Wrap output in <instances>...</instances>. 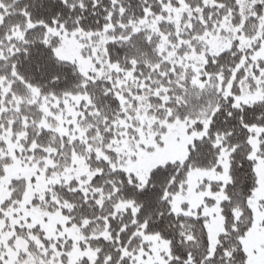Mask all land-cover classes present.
I'll return each mask as SVG.
<instances>
[{"label":"snow or ice","instance_id":"obj_1","mask_svg":"<svg viewBox=\"0 0 264 264\" xmlns=\"http://www.w3.org/2000/svg\"><path fill=\"white\" fill-rule=\"evenodd\" d=\"M0 264H264V0H0Z\"/></svg>","mask_w":264,"mask_h":264}]
</instances>
